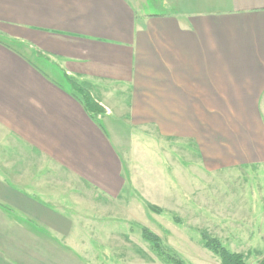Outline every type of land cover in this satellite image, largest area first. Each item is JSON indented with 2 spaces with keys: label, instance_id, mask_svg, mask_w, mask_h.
I'll list each match as a JSON object with an SVG mask.
<instances>
[{
  "label": "crops",
  "instance_id": "1",
  "mask_svg": "<svg viewBox=\"0 0 264 264\" xmlns=\"http://www.w3.org/2000/svg\"><path fill=\"white\" fill-rule=\"evenodd\" d=\"M263 96L264 0H0V264H88L89 207L129 185L135 148L121 126L162 141L210 113L248 112L256 133L249 116L237 125L252 157L264 152ZM218 148L206 173L247 156Z\"/></svg>",
  "mask_w": 264,
  "mask_h": 264
},
{
  "label": "rangeland",
  "instance_id": "2",
  "mask_svg": "<svg viewBox=\"0 0 264 264\" xmlns=\"http://www.w3.org/2000/svg\"><path fill=\"white\" fill-rule=\"evenodd\" d=\"M35 62L44 66L43 60ZM199 115L197 122L206 118ZM212 115L217 113H210V120L202 127L193 122L192 136L163 131L162 141L154 130L139 133L130 129L128 136L121 126L122 138L135 148L128 149L129 185L122 199L99 200L89 207L98 223L92 224V248L81 258L88 264H167L143 238L142 226L160 236L164 248L185 264H222L204 246L200 231L246 255L249 264H257L264 257V152L258 146L259 153L249 157L251 152L245 145L248 131L237 125L247 126L250 118L256 133L253 117L248 112H226L224 121ZM257 120L264 125V96L259 98ZM241 137L242 145L234 147ZM258 140L264 142L260 136ZM217 145L227 153L240 151L247 156L242 155L240 164L230 160L225 169L206 173L204 154L221 152ZM147 202L160 206L162 212L151 211ZM174 216L184 224L175 222Z\"/></svg>",
  "mask_w": 264,
  "mask_h": 264
},
{
  "label": "trees",
  "instance_id": "3",
  "mask_svg": "<svg viewBox=\"0 0 264 264\" xmlns=\"http://www.w3.org/2000/svg\"><path fill=\"white\" fill-rule=\"evenodd\" d=\"M65 77L71 86L74 96L79 98L87 112L94 118H100L106 110L101 102L93 95L92 91L85 85L79 83L77 80L69 77L67 74H65ZM147 205L153 212H162V208L160 206L150 202H147ZM173 218L175 222L184 224V221L178 216H174ZM141 232L143 238L151 244L153 251L167 264H185L182 259H179L173 253L166 250L161 237L151 231L148 227L142 226ZM200 235L204 246L215 253L220 258L222 264H249L247 262L246 255L241 252L238 253L236 251H232L218 238L212 237L205 231H200ZM257 264H264V257H262Z\"/></svg>",
  "mask_w": 264,
  "mask_h": 264
}]
</instances>
